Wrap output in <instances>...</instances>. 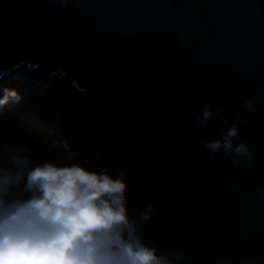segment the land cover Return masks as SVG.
<instances>
[{"label": "water", "instance_id": "1", "mask_svg": "<svg viewBox=\"0 0 264 264\" xmlns=\"http://www.w3.org/2000/svg\"><path fill=\"white\" fill-rule=\"evenodd\" d=\"M23 66L59 79L64 146L124 174L146 244L180 264H264V0H0V82ZM222 118L251 162L205 148Z\"/></svg>", "mask_w": 264, "mask_h": 264}, {"label": "clouds", "instance_id": "2", "mask_svg": "<svg viewBox=\"0 0 264 264\" xmlns=\"http://www.w3.org/2000/svg\"><path fill=\"white\" fill-rule=\"evenodd\" d=\"M61 2L67 6L68 0ZM2 92L0 111L22 102L16 90ZM245 107L253 111V102ZM212 119L205 105L198 123L208 126ZM220 123L225 131L205 148L251 162L248 145L235 143L238 125L229 127L223 118ZM27 152L7 147L0 157V264H180L184 259L183 252L163 254L144 242L129 215L122 172L113 178L76 162L34 164ZM231 163L238 167L240 160ZM153 211L150 206L141 219L149 221Z\"/></svg>", "mask_w": 264, "mask_h": 264}, {"label": "rangeland", "instance_id": "3", "mask_svg": "<svg viewBox=\"0 0 264 264\" xmlns=\"http://www.w3.org/2000/svg\"><path fill=\"white\" fill-rule=\"evenodd\" d=\"M35 72L23 66L8 75L9 81L5 78L0 82V94L2 95L3 88L13 89L15 85L19 87L29 85L33 90L29 99H26L22 95V90L17 89L23 98L22 102L9 104L0 111V157L7 147L27 148L28 152L25 154L32 158L34 164L51 162L65 165L76 162L85 167L76 155L64 148V141L57 129L64 102L62 92L65 88L55 86L59 81L57 77L43 80L42 76L37 81H30L29 75ZM32 113H36L38 119L27 121L25 118ZM16 141L20 143H13ZM4 160L6 162V158Z\"/></svg>", "mask_w": 264, "mask_h": 264}, {"label": "bare ground", "instance_id": "4", "mask_svg": "<svg viewBox=\"0 0 264 264\" xmlns=\"http://www.w3.org/2000/svg\"><path fill=\"white\" fill-rule=\"evenodd\" d=\"M8 75V74H7ZM6 81H9V78L8 79H6ZM15 82H17V81H15ZM17 84V83H16ZM13 86V85H12ZM23 86H25V87H23ZM23 86H18V85H15V88H13V89H15L16 91H17V89L18 90H22V95H23V97L24 98H26V99H29L28 97H29V95L33 92V90H31V88H30V86L29 85H23ZM18 92V91H17ZM19 93V92H18ZM20 94V93H19ZM0 96H2V94H0ZM27 121H29L30 119H34V120H36V119H38V116H37V114L36 113H32V114H29V115H27V117L25 118Z\"/></svg>", "mask_w": 264, "mask_h": 264}, {"label": "trees", "instance_id": "5", "mask_svg": "<svg viewBox=\"0 0 264 264\" xmlns=\"http://www.w3.org/2000/svg\"><path fill=\"white\" fill-rule=\"evenodd\" d=\"M17 135H20V134H17ZM3 137H5L4 135H2ZM5 143H6V141H5ZM13 143H20L19 141H16V142H13ZM66 157V156H65Z\"/></svg>", "mask_w": 264, "mask_h": 264}]
</instances>
